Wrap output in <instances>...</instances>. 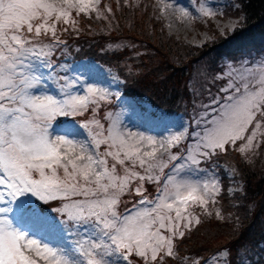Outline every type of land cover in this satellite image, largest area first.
<instances>
[{
    "label": "snow or ice",
    "instance_id": "snow-or-ice-1",
    "mask_svg": "<svg viewBox=\"0 0 264 264\" xmlns=\"http://www.w3.org/2000/svg\"><path fill=\"white\" fill-rule=\"evenodd\" d=\"M160 3L161 14L171 10L182 21L225 16L216 0H196L192 10L179 0ZM112 12L102 0H0V264H264L246 248L196 258L178 251L201 223L197 207L224 218L210 206L225 186L214 172L201 179L209 171L202 165L229 147L247 157L264 144V59L233 67L223 99L213 98L218 107L194 129L157 139L123 128L111 112L102 123L96 115L115 94L85 82L56 54L66 46L62 34L79 32L81 16ZM238 22L226 25L229 33ZM145 183L158 194L148 197ZM132 193L133 210L120 212Z\"/></svg>",
    "mask_w": 264,
    "mask_h": 264
},
{
    "label": "trees",
    "instance_id": "trees-1",
    "mask_svg": "<svg viewBox=\"0 0 264 264\" xmlns=\"http://www.w3.org/2000/svg\"><path fill=\"white\" fill-rule=\"evenodd\" d=\"M234 2L237 8L225 6L224 10L237 15V30L226 35L215 33L211 42L200 46L187 44L165 32L156 0H129L127 4L123 0H102L103 5L113 9L107 14L108 19L81 16L79 32L62 34L66 46H61L62 52L56 54V60L63 64L64 58L97 59L123 79L121 93L124 96L145 100L167 114L181 112L189 120V129H194L196 121L207 110L203 103L215 93L220 94L224 79L217 74L228 65L225 59L246 65L264 55V35H261L264 32V0ZM89 19L91 22L87 23ZM252 31L256 36L246 37ZM118 108L113 98L102 102L96 119H103L108 112L118 113ZM258 156L261 161L252 162ZM212 163L220 173L219 180L225 191L210 210L219 209L226 220L217 222L214 215H204L197 207L194 214L200 216L199 225L207 223L204 227L211 230L197 242L190 239L197 230L194 226L189 236L178 242L179 253L196 258L227 246L233 252L240 250L241 254L243 249H248V256L253 260L264 256V237L260 234H264V144L247 157L229 147L226 154L214 157ZM222 165L230 166L232 177L225 176ZM230 184L238 189L227 192ZM144 187L148 197L155 196V183H145ZM122 198L120 205L130 204L137 196L126 194ZM198 235L196 233L195 237ZM177 264L182 262L177 261Z\"/></svg>",
    "mask_w": 264,
    "mask_h": 264
},
{
    "label": "rangeland",
    "instance_id": "rangeland-1",
    "mask_svg": "<svg viewBox=\"0 0 264 264\" xmlns=\"http://www.w3.org/2000/svg\"><path fill=\"white\" fill-rule=\"evenodd\" d=\"M156 2L160 9V7L162 6L160 0H156ZM165 2H171V0H165ZM179 2L183 6L188 7L190 10H192L196 0H179ZM216 2L219 3L222 7H225L229 3L228 0H216ZM233 12L225 11V16L223 18L218 16L215 19L201 18L191 21L188 20L182 21L181 19L178 18L179 14L173 13L171 10H169L167 14H161L160 11H158V15L161 18L163 27L167 34H171L173 38L179 40L181 39L183 42L187 44L199 45L201 44L202 41L205 40V36L209 37V39L206 42H211L215 33H219L220 35L230 34L226 25H228L231 21H238L237 15H235ZM90 22L91 19L87 21V23ZM219 28H224V34H221V31L218 30ZM255 34L256 32L252 31L250 32V35L246 34V37H255L256 36ZM261 35H264V32H261ZM128 40L132 41L131 38H129ZM257 40L260 39L258 38ZM262 59H264V55L257 57L256 59H253L250 62H247L246 65L243 66L246 67L248 65H257ZM225 62L228 63V65L224 67L223 71L217 74L223 77L224 84H222V86L219 88L220 94L215 93L210 100H207L205 101V103H203V105H206L207 107L206 111H209L212 107H218L217 105L212 104L213 98H216L217 100L223 99L225 94L221 90L227 87V83H226V81L228 80L227 73L231 71L233 67L240 69V67L242 66L239 64H233L231 63L232 61L228 59H225ZM71 69L77 70L75 72L76 75H81L83 73L82 79L85 82L93 84L98 87L113 89L118 87V83L120 82V79L119 78L117 79L114 72H112L109 69L102 68L100 65H98L97 62L80 61L74 63V65H71L70 70ZM72 74H73L72 72L69 73V75ZM118 102H120V106H121L120 111L122 116L119 119L122 123V127L130 131L141 132L144 133L145 135H151L156 137L157 139H160L161 137H166L170 134L184 131L188 125L187 121L189 120L183 117L182 114L180 113L173 115L166 114L163 110H158L156 109V107L152 105L149 106L148 105L149 103L143 100H136L133 98L122 99L120 97ZM88 115L90 114L88 113ZM55 131L59 132L60 129L55 128ZM87 137H88L87 130L85 129L83 131L81 130V136L79 138L87 139ZM259 161H261L259 156L255 158V160H252V162H256V163H259ZM202 167L209 169V171L207 176L202 174L200 177L201 179L208 178V176H211L213 172L216 174V177L219 179L220 173L219 171H216V168L213 165V163H211L210 165L208 164L202 165ZM221 168L223 169V171H225V176L232 177V170L230 166L222 165ZM230 181H233V179L231 178ZM232 188L238 189L237 186L230 184L227 186L226 191L229 192L228 189H232ZM157 194L158 193H156L155 196ZM129 195L132 196L134 195V193ZM121 200H123V198ZM127 210L132 211L133 205ZM124 213L127 214L126 212ZM223 217H224L223 219H218L217 222L226 220V216ZM262 223H263L262 229L264 230V221H262ZM206 224L207 223L195 226L197 230H195V232L192 235V238L190 239L192 240L194 238V240L197 242H199L200 239H203V237L206 236L211 230V228L206 229L208 226L204 227L206 226ZM209 224L212 225L211 223ZM196 233L199 234L198 238L195 237ZM189 234H187V236H189ZM260 234L262 237H264V234L262 233Z\"/></svg>",
    "mask_w": 264,
    "mask_h": 264
}]
</instances>
